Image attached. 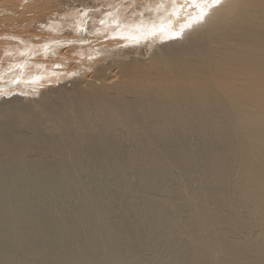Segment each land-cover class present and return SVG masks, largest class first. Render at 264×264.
I'll use <instances>...</instances> for the list:
<instances>
[{
	"label": "bare ground",
	"instance_id": "obj_1",
	"mask_svg": "<svg viewBox=\"0 0 264 264\" xmlns=\"http://www.w3.org/2000/svg\"><path fill=\"white\" fill-rule=\"evenodd\" d=\"M0 264H264V0H0Z\"/></svg>",
	"mask_w": 264,
	"mask_h": 264
},
{
	"label": "rangeland",
	"instance_id": "obj_2",
	"mask_svg": "<svg viewBox=\"0 0 264 264\" xmlns=\"http://www.w3.org/2000/svg\"><path fill=\"white\" fill-rule=\"evenodd\" d=\"M89 42V41H88ZM140 51H138V52H135V53H132V54H125V55H123V57H122V59H120V61L123 63H125L126 61L127 62H131V61H135L136 60V62H140V63H143V61L145 62V61H147L148 60V53H147V49L145 50V49H139ZM78 50H75V52H77ZM74 52V53H75ZM147 53V54H146ZM148 56V57H147ZM135 57V58H134ZM135 60H134V59ZM133 59V60H132ZM108 60H106L105 61V63L107 62ZM120 61H117V62H120ZM87 72V71H86ZM67 81V80H66ZM60 82V81H59ZM58 82H56L55 84H57ZM46 85H49V84H46ZM13 95H16V92H13L12 93Z\"/></svg>",
	"mask_w": 264,
	"mask_h": 264
},
{
	"label": "snow or ice",
	"instance_id": "obj_3",
	"mask_svg": "<svg viewBox=\"0 0 264 264\" xmlns=\"http://www.w3.org/2000/svg\"><path fill=\"white\" fill-rule=\"evenodd\" d=\"M221 2V0H212V3L214 4H219Z\"/></svg>",
	"mask_w": 264,
	"mask_h": 264
}]
</instances>
